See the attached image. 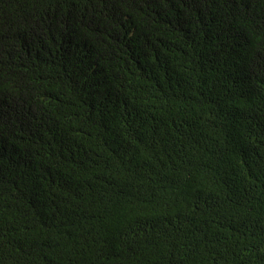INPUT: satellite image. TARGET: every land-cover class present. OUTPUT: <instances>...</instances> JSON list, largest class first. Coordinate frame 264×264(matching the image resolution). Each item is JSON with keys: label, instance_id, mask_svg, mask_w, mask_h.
<instances>
[{"label": "trees", "instance_id": "16d2710c", "mask_svg": "<svg viewBox=\"0 0 264 264\" xmlns=\"http://www.w3.org/2000/svg\"><path fill=\"white\" fill-rule=\"evenodd\" d=\"M0 264H264V0H0Z\"/></svg>", "mask_w": 264, "mask_h": 264}]
</instances>
